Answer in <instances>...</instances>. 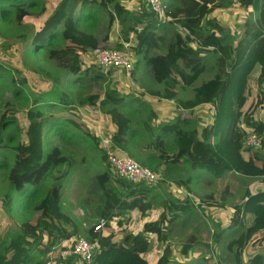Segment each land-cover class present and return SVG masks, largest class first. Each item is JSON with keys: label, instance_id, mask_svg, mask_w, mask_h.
<instances>
[{"label": "trees", "instance_id": "1", "mask_svg": "<svg viewBox=\"0 0 264 264\" xmlns=\"http://www.w3.org/2000/svg\"><path fill=\"white\" fill-rule=\"evenodd\" d=\"M233 1L186 0L180 6L166 5L170 20L162 22L145 1L128 8L120 0H55L48 9L44 0H0V32L21 28L34 12L40 16L48 10L35 24L29 46L36 55L42 49L47 50L49 62L63 70L67 86L101 79L103 72L91 74L93 68H83L82 56L97 47H107L102 43L109 42L116 21L121 27V38L115 48L123 49L125 42L131 43L129 51L133 53V50L138 58L135 68L143 60L154 81L163 86L148 90L158 100H174L177 108L190 112L202 104L219 108L230 84L234 86L233 74L237 76L219 129L210 124L200 131L192 119L181 116L155 125L158 115L143 96L123 93L114 86L104 91L80 89V86L74 101L54 90L35 93L22 71L0 61V99L4 102L0 111L3 197L0 223L6 220L0 225V264H76L75 254L65 256L72 250L65 242L81 237L80 227L62 209L61 199L65 180L78 160L61 145H52L43 153L41 145L45 131L48 135L51 129L53 136L60 135L68 143L81 140L88 143L84 132L99 143L83 119L72 113L79 107L99 103L103 114L116 127L114 141L119 147L118 155L136 157L165 176L170 170L200 169L216 179H226L225 183L230 180L227 176L230 171L264 180V120L256 117L264 95V0H237L244 9L257 13L256 18L247 15L238 38L219 17H211L215 10L231 6ZM105 12L109 16L108 26L104 36L98 37L94 29ZM36 55L33 57L38 58ZM208 55L215 58L216 73L197 84L206 71ZM35 70L49 76L46 66ZM53 80L61 84L59 78ZM180 88L191 89L192 96L181 98ZM17 101L28 105L25 121L20 120ZM53 108L60 114L52 116ZM136 119L142 120V128L134 125ZM250 128L262 138V150L243 147ZM100 149L106 163V169L97 176L103 194V218L107 222L137 208L146 213L151 207L149 199L155 184L133 183L116 177L103 148ZM163 165L166 168L162 169ZM16 167L20 170L15 171ZM191 182V176L178 180L188 189ZM193 208L188 196L170 195L163 199L157 218L144 221L139 233L129 232L121 217L120 230L106 224L100 230L92 226L87 239L98 242L99 249L91 264H112V260L121 258L126 251L135 255L139 264H170L169 228L186 219ZM233 208L230 229L245 230L254 237L256 253L249 264H264V190H248ZM12 217H19L22 223L16 224ZM223 234V229L218 230L214 233L215 240L220 241ZM119 235L122 239L116 240ZM150 237L164 245L154 262L143 257L151 249ZM199 249L200 240L191 233L181 252L188 256ZM234 264H240L238 258Z\"/></svg>", "mask_w": 264, "mask_h": 264}, {"label": "rangeland", "instance_id": "2", "mask_svg": "<svg viewBox=\"0 0 264 264\" xmlns=\"http://www.w3.org/2000/svg\"><path fill=\"white\" fill-rule=\"evenodd\" d=\"M54 1L55 0H44L48 9L52 7L51 4ZM120 1L128 8H133L135 6H139L141 1L145 0ZM185 1L186 0H163L165 6L167 5L170 7L183 5ZM220 9L222 11L216 12L215 10L211 17L215 15L219 16L221 20H223V22L232 29L235 38H238L241 34L242 26L250 14L251 18L257 17V13H254L252 10L244 9L240 6L239 1L237 0H234L231 6ZM47 12L48 10L44 15L40 16L34 12L35 14L30 16L25 21L23 27L11 31L5 30L0 32V61L6 63L13 69L22 71L28 80L30 89L33 92L45 93L54 90V93L61 92L63 96H67L69 100L72 99L74 101L80 86V89L86 88L96 91H104L108 86H114L125 93L131 92L134 94L137 92L141 95L145 93L147 94L146 96L152 100L156 102L159 101L157 98L152 97L148 93V90L161 89L163 86L154 81L149 67L143 60H141V63L133 71L132 77H128L120 68H111L104 73L103 69L95 64L90 52L89 54L82 56L83 68H93L91 74H101L103 72L101 79L97 81L87 79V81L85 80L80 85L67 86L66 82L68 79L64 78L63 80V70L57 67L54 62H49L51 60L47 56V50L42 49L37 55L33 54L30 50V35L32 36L35 24L38 23L37 21L44 18ZM108 22L109 16L105 12L100 25L94 29V32L98 37L104 36ZM168 33L171 35V30H169ZM24 37L26 39H24ZM120 38L121 27L116 21L110 33L109 42L102 43V45L107 46L106 48H115V44L120 40ZM132 52L134 63H136L138 59L137 55L133 50ZM33 55L38 56V58L33 57ZM212 57L214 56H207L206 71L199 77L197 84L205 82L215 75V58ZM28 65H30L31 68H29ZM40 66H46L49 68V76L45 75L43 72L35 70V68H39ZM54 77L61 80L60 85L55 84L53 80ZM231 79L234 82V86L232 88L230 84L225 93V98L219 108L211 105L205 110V112L199 111L194 113V115L192 114L193 117H191V119L200 131H202L203 127L210 124H215V126L217 125L219 129L224 117L227 100L231 94V90H234L236 84V74H233ZM191 96V89L184 90L180 88L181 98H189ZM163 101L165 102V106H168L171 110H175L181 117L188 114V112H186L188 110L184 111L181 108H177V104L174 100L164 99ZM250 102L251 101H249V105ZM3 103V100L0 99V111L4 109V107H2ZM17 109L19 111L18 115L20 120L25 121V110L28 109V105L17 101ZM72 113L79 114L78 108L72 110ZM50 114L55 116L60 114V111L57 108H53L51 109ZM260 114L262 115L261 111L258 110L256 117L259 118ZM141 122L142 120L136 119L134 121V125L138 128H142ZM50 132L52 135L50 133L47 135L45 131L41 145V152H46L53 147L52 145H61L64 149L74 153L78 160L77 165L72 168L70 174L65 180L62 189L61 206L62 209L70 214L78 223L81 237L87 239L88 229L102 220H105L102 216L104 210L101 204L103 194L97 181V176L106 169V163H104L101 158L102 151L100 149V145L92 137H86L85 132L83 135H85V139L88 138V143H85L82 140L78 142L75 141L74 143H68L60 135L53 136L52 129ZM92 135H94V133ZM213 141V145L215 146V135ZM134 158L137 159L136 157ZM164 168H166V165L162 167V169ZM16 170H20V167H16L15 171ZM189 176L192 177L190 190L186 186L178 183L179 179L186 180ZM227 176H230V180L228 183H225L226 179H216L209 172L200 169L170 170L167 176H165L164 173H161V179L152 187L154 192L150 195L149 199L151 204L150 209L143 214L141 209L137 208L132 211L124 212L120 217L122 218L124 226H127L129 229V232L132 231L134 233H139L142 231V224L144 221H152L157 218L158 214L162 210L163 199L168 198L170 195L186 198L187 193L191 191L194 199V201L191 200L194 203L193 210L189 213L186 219L180 220L178 223L169 228V243L172 250L170 264H215L216 262L221 264H234L237 258L240 264H249L250 258L256 253L255 246H253L254 237L246 234V232H244L245 230L240 229L235 231L230 229L229 225L231 224V218L234 213L233 205L242 199L248 190L254 191L258 190L257 188H259V190L264 189V180L260 178L250 179L238 174H233L232 171H230V174ZM211 194H214L215 197H210ZM2 198V192L0 191V201ZM120 217L107 220L106 225L111 226L115 230H120L119 228L121 226L118 225ZM12 219H15L16 224L22 223V219L19 217H12ZM5 221L6 220H3V222ZM3 222L0 223V225H2ZM221 229H223L224 234L220 241H216L214 233ZM191 233L196 234L199 238L200 249L198 251L191 252L188 256H185L181 252L182 245L187 236ZM120 236L121 235L117 236L116 240H121L122 237ZM150 238L151 249L143 255V257L150 262H154L157 257L161 255L164 245L159 243L155 238ZM230 245H233L234 247L232 248ZM73 254L74 253L72 251H69L65 253V256ZM221 259L222 261H220ZM75 262L76 264H79L80 260L76 257ZM112 264L139 263H136L135 255L126 251L121 258L112 260Z\"/></svg>", "mask_w": 264, "mask_h": 264}, {"label": "built area", "instance_id": "3", "mask_svg": "<svg viewBox=\"0 0 264 264\" xmlns=\"http://www.w3.org/2000/svg\"><path fill=\"white\" fill-rule=\"evenodd\" d=\"M145 2L149 8L157 14L162 22L170 20L166 14V6L163 0H145ZM130 45L131 43L125 42L123 49L97 47L91 51L92 58L94 59L95 64L103 69L104 73L111 68H120L125 75L132 77L133 71L135 70V63L133 60V53L129 51ZM78 113L83 121L87 123L91 133H94L98 138L100 147L103 148L107 160L111 165L112 172L116 177L123 178L128 182L144 183L146 185H154L159 182L161 179V173L159 171L152 169L133 157L118 155L117 152L119 147L114 141L115 129L106 126V122L111 121V118L107 117L104 119L99 103L97 106L79 107ZM261 113V119L264 120V95L261 102ZM247 132L248 135L243 147L250 146L254 149L262 150L263 141L258 133L251 128L248 129ZM192 195V193L188 192L186 196L194 201ZM106 223V220H102L96 224L95 229H102ZM65 245L72 248L71 251L81 262L87 264H91L95 252L99 247L98 242L89 241L84 237L73 238L72 240L65 242ZM215 264L221 263L216 262Z\"/></svg>", "mask_w": 264, "mask_h": 264}, {"label": "crops", "instance_id": "4", "mask_svg": "<svg viewBox=\"0 0 264 264\" xmlns=\"http://www.w3.org/2000/svg\"><path fill=\"white\" fill-rule=\"evenodd\" d=\"M220 11H222L221 9H217L216 10V12H220ZM215 16H217V15H215ZM217 17H219V16H217ZM220 18V17H219ZM221 19V18H220ZM223 21V20H222ZM136 71H138V70H136ZM118 79H119V77H118ZM121 91V90H120ZM121 92H123V91H121ZM123 93H125V92H123ZM130 93V92H129ZM135 94H137V95H141V94H138L137 92H135ZM147 94H145V93H143V95H141V96H143V98L145 99V101L146 102H148L152 107H153V109L155 110V112L157 113V115H158V119H157V121L156 122H154V124L155 125H157V124H160V123H163V122H167V121H169V120H171V119H173V118H175V117H177V116H180V114L179 113H177L175 110H171V108H168V106H165V102L163 101V100H159L158 102H156V101H154V100H152L151 98H149L148 96H146ZM211 106V104H202V105H200V106H198V107H196L195 109H194V111L193 112H190V111H186V110H184V111H186V112H188V114L187 115H185L184 117H182V118H190L191 119V117H193V115H194V113H197V112H199V111H204L205 112V110L206 109H208V107H210ZM197 110V111H196ZM101 113H102V115H103V117H104V119H106L107 117H109V116H106V115H104L103 114V112L101 111ZM193 114V115H192ZM195 117V116H194ZM259 118H262V115L260 114V117ZM106 126H108V127H112V128H114L115 130H116V127H115V125L111 122V121H107L106 122ZM100 145V144H99ZM164 166V165H163ZM188 188V187H187ZM258 190H254V192H256V191H260L259 190V188H257ZM261 189V188H260ZM190 190V189H189ZM262 190H264V189H262ZM191 192V191H190ZM103 206V205H102ZM99 213H101V212H99ZM98 224V223H97ZM119 229H122L121 227L119 228Z\"/></svg>", "mask_w": 264, "mask_h": 264}]
</instances>
